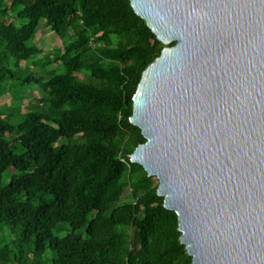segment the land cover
Wrapping results in <instances>:
<instances>
[{"label": "trees", "instance_id": "trees-1", "mask_svg": "<svg viewBox=\"0 0 264 264\" xmlns=\"http://www.w3.org/2000/svg\"><path fill=\"white\" fill-rule=\"evenodd\" d=\"M43 24L65 39L44 56ZM163 47L129 0H0V264H192L130 159L146 140L133 96Z\"/></svg>", "mask_w": 264, "mask_h": 264}, {"label": "water", "instance_id": "water-1", "mask_svg": "<svg viewBox=\"0 0 264 264\" xmlns=\"http://www.w3.org/2000/svg\"><path fill=\"white\" fill-rule=\"evenodd\" d=\"M164 47L130 155L158 179L192 264H264V0H129Z\"/></svg>", "mask_w": 264, "mask_h": 264}, {"label": "rangeland", "instance_id": "rangeland-1", "mask_svg": "<svg viewBox=\"0 0 264 264\" xmlns=\"http://www.w3.org/2000/svg\"><path fill=\"white\" fill-rule=\"evenodd\" d=\"M36 41L39 46L43 47L44 51L42 56L51 54L57 48H64L65 39H62L58 34H56L50 27L42 25L39 30V34L36 37ZM57 67L60 65L59 62L55 64ZM81 78H85L83 75L78 74ZM28 96L24 97L21 102V107L24 112L34 109L37 107V97L40 95V90L37 87H27ZM12 96L11 93L6 92L0 97V107H5L6 105H12ZM153 184H158V179L153 177ZM3 234L0 231V236Z\"/></svg>", "mask_w": 264, "mask_h": 264}]
</instances>
